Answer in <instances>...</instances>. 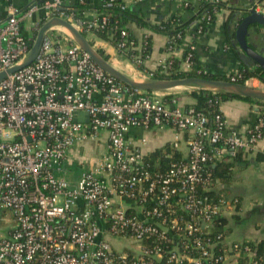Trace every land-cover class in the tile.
<instances>
[{
    "label": "built area",
    "instance_id": "1",
    "mask_svg": "<svg viewBox=\"0 0 264 264\" xmlns=\"http://www.w3.org/2000/svg\"><path fill=\"white\" fill-rule=\"evenodd\" d=\"M12 1L0 24V73L28 56L52 18L70 22L95 44L94 31L108 24L99 14L76 21L65 6L71 0H36L23 10ZM40 11L44 18L36 21ZM210 24L205 14L195 35ZM121 36L116 56L140 71V54L123 58L136 47L125 27ZM194 52L190 44L183 71L206 73ZM172 63L161 62V73ZM227 77L236 82L243 71ZM165 95L125 86L65 34L47 32L35 61L0 82V264H229L251 254L248 244L218 232L239 200L215 193L209 167L256 149L264 114L246 133L229 136L222 105L211 119ZM165 129L173 138L155 159L156 150H145L146 136H132Z\"/></svg>",
    "mask_w": 264,
    "mask_h": 264
},
{
    "label": "crops",
    "instance_id": "2",
    "mask_svg": "<svg viewBox=\"0 0 264 264\" xmlns=\"http://www.w3.org/2000/svg\"><path fill=\"white\" fill-rule=\"evenodd\" d=\"M41 1L43 0H38V2ZM123 1L132 12L151 25H159L161 22L173 18L185 8V4L192 5L193 8L197 9L201 3V0ZM235 1L232 0L234 5L243 10L251 9L253 6L259 9L264 8V0H238V4ZM10 2L11 0H0V24L8 17ZM12 2L16 7L23 10L36 3V0H13ZM104 2L105 0H92V4L95 6H100ZM94 15L95 12L91 11L86 13L84 18L90 20ZM192 15V11H185L183 19L189 20ZM229 17L230 11L223 9L217 15L216 21L208 25L203 35L197 37L192 30L189 31L184 44L174 52L166 50V44L168 43L166 36L154 33L149 29L140 28L135 23H130L127 28L132 33L133 38L139 42L145 36L152 37V53L145 61V69L149 72H156L161 62L170 59L182 61L180 68L183 70L185 68L183 64L185 53L188 46L193 44L195 45L194 53L198 66L204 69L206 73L215 76H228L238 70L240 71L244 64H253L240 50L236 39L232 36L236 26L235 19L231 22L230 33L226 32L225 28ZM43 18V12L40 11L36 14L35 20L41 21ZM24 30L28 35L35 33L29 23L25 24ZM248 42L258 53L264 56V27L252 26L248 34ZM96 44L106 51L110 59H115L125 65L126 67L123 69L129 70L131 68L134 71L127 61L116 56L113 47L104 41H98ZM250 68H255V65ZM134 72L139 76L149 78L141 75L140 71L135 70ZM247 83L252 86L259 83L258 87L264 88V83L258 79H251ZM221 111L226 120L225 131L229 136L246 133L260 116V106L258 104L238 99L224 102ZM132 136L134 138L146 136L149 143L145 150L148 152L155 151L168 144L173 138V132L169 129L152 130L147 133L137 130ZM214 190L219 194L239 200V209L227 221L225 231L228 242L255 244L264 241V138L258 143L256 149L241 156L240 161L232 169L228 183H217Z\"/></svg>",
    "mask_w": 264,
    "mask_h": 264
},
{
    "label": "trees",
    "instance_id": "3",
    "mask_svg": "<svg viewBox=\"0 0 264 264\" xmlns=\"http://www.w3.org/2000/svg\"><path fill=\"white\" fill-rule=\"evenodd\" d=\"M123 0H117L113 6L107 7L104 4L100 6H95L92 4V0H71L65 2V6L69 7V14L76 20L82 21L85 17V14L88 12H95V14H99V18L104 16L108 17V24L105 29L94 31L96 33L97 39L99 41H104L109 46L113 48H117L119 43L123 41L122 28L125 27L128 32V39L133 40L135 42V49L130 52L129 55H125L123 58L129 61H132V55L136 56L140 54L141 63L138 66L140 71L145 69V61L151 56L153 49V39L151 36L144 37L142 41H137L133 38L132 33L127 28L130 23H135L138 27L149 29L154 33L161 34L167 37L168 43L166 44V50L169 48L179 49L185 42V38L188 35V32L192 30V32L196 33L197 28H194L195 22L203 18L205 14H209L211 16V23L216 21L217 15L223 10L228 9L230 11V17L227 21L226 32L230 33V25L233 21L234 16L239 11V8L234 5L232 0L228 2H220L216 3L213 0H201V3L197 9L193 8L192 5L185 6L176 16L173 18L161 22L159 25H151L147 23L144 19L139 17L137 14L132 12L129 8L123 10L121 9V3ZM185 11H192L193 15L189 20L183 19V13ZM250 12V11H249ZM204 29L206 31L208 25H204ZM83 35L86 36V32H83ZM196 36V35H195ZM234 37V35L232 34ZM92 44L98 49V52L106 59L110 60V56L106 53L103 48H100L92 42ZM142 46L141 52L138 50L139 46ZM185 59V57H184ZM183 59V61H184ZM194 62L196 63V57H194ZM182 61L173 60L172 65L165 73H161V70L158 69L153 73V77L151 79L156 80H175V79H183L186 77H202L208 79H216V80H227L231 81L227 76H215L209 73H203L198 75L195 72H186L183 71L181 66ZM252 65L244 64L241 68L243 71V77L238 79L236 82L241 84H246L251 79H258L264 83V71L260 67H255L251 69ZM182 98V99H181ZM177 100L178 104L183 106H193L199 111H203L206 113L211 119L218 113L219 106L224 102L229 100H243L247 102L256 103L260 106V116L264 114V103L244 97H239L230 94H219L208 91H190V92H181V93H171L166 94L163 97L164 101ZM186 99V100H185ZM160 151L156 150L153 155H151V159H155L159 155ZM242 153L240 152L236 157L235 161L232 162H213L210 165V169L213 172L214 182L217 183H228L232 169L236 165L237 162L240 161ZM150 158H147L151 160ZM175 158H179L178 155H175ZM154 162L153 160H151ZM167 164V162L165 161ZM164 163V164H165ZM215 193H217L215 191ZM213 193V194H215ZM239 209V207L237 208ZM229 219V218H228ZM227 218L223 219V226L227 227ZM226 229V228H225ZM225 229H218L219 233L226 234ZM227 235V234H226ZM251 248V254L243 253L239 259L235 262L236 264H250L252 260H257L259 264H264V241L258 243H247Z\"/></svg>",
    "mask_w": 264,
    "mask_h": 264
},
{
    "label": "water",
    "instance_id": "4",
    "mask_svg": "<svg viewBox=\"0 0 264 264\" xmlns=\"http://www.w3.org/2000/svg\"><path fill=\"white\" fill-rule=\"evenodd\" d=\"M235 2L238 4V0ZM255 9L256 6L247 10L239 8V11L233 18V21L235 19L236 23L233 35L240 50L251 60V63H253L252 65L260 67L264 71V56L258 53L248 42V34L252 26L264 27V14L256 12ZM52 29H56L65 34L72 42L89 54L91 59L107 74L131 89L147 93L161 94L208 91L219 94L235 95L264 103V88L254 87L248 83L241 84L227 80H216L202 77H186L175 80H156L141 76L145 80H138L137 78L134 80L123 72L117 70L112 63L106 60L98 52V49L88 40L87 37H85L70 22L61 18H52L41 26L37 32L34 44L28 56L15 67L7 70L6 72L0 73V82L9 74L28 67L35 61L47 32Z\"/></svg>",
    "mask_w": 264,
    "mask_h": 264
},
{
    "label": "rangeland",
    "instance_id": "5",
    "mask_svg": "<svg viewBox=\"0 0 264 264\" xmlns=\"http://www.w3.org/2000/svg\"><path fill=\"white\" fill-rule=\"evenodd\" d=\"M110 63H112V65H114L116 68H118L119 70L123 71V70H128V69H123L126 66L119 63L117 60L115 59H110L109 60ZM129 68V67H128ZM123 69V70H122ZM129 70L134 74V76L138 79V80H145L144 78H142L141 76H139L137 73H135L131 68H129ZM260 84L259 83H255L253 86L254 87H258ZM234 263L236 264L237 262L235 261H231L229 264Z\"/></svg>",
    "mask_w": 264,
    "mask_h": 264
},
{
    "label": "bare ground",
    "instance_id": "6",
    "mask_svg": "<svg viewBox=\"0 0 264 264\" xmlns=\"http://www.w3.org/2000/svg\"><path fill=\"white\" fill-rule=\"evenodd\" d=\"M115 67V66H114ZM116 68V67H115ZM117 70H119L118 68H116ZM123 70V69H122ZM119 71H121V70H119ZM121 72H123L124 74H126L127 76H129L130 78H132V79H136V77L129 71V70H123V71H121Z\"/></svg>",
    "mask_w": 264,
    "mask_h": 264
}]
</instances>
